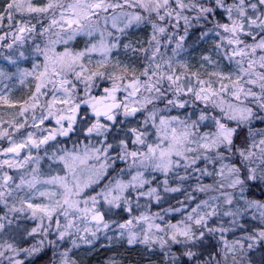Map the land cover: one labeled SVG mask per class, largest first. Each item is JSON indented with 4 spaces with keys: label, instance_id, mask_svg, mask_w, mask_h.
I'll list each match as a JSON object with an SVG mask.
<instances>
[{
    "label": "snow or ice",
    "instance_id": "snow-or-ice-1",
    "mask_svg": "<svg viewBox=\"0 0 264 264\" xmlns=\"http://www.w3.org/2000/svg\"><path fill=\"white\" fill-rule=\"evenodd\" d=\"M100 240L264 264V0H2L0 264Z\"/></svg>",
    "mask_w": 264,
    "mask_h": 264
},
{
    "label": "trees",
    "instance_id": "trees-1",
    "mask_svg": "<svg viewBox=\"0 0 264 264\" xmlns=\"http://www.w3.org/2000/svg\"><path fill=\"white\" fill-rule=\"evenodd\" d=\"M0 3H2V0H0ZM114 251L109 250L107 247L97 246L92 254L82 259L84 264H102L104 259L114 254ZM118 251L122 253L125 264H136L137 261H139V264H142L145 260L144 256L146 253L139 254L136 249L131 251L118 249Z\"/></svg>",
    "mask_w": 264,
    "mask_h": 264
},
{
    "label": "rangeland",
    "instance_id": "rangeland-1",
    "mask_svg": "<svg viewBox=\"0 0 264 264\" xmlns=\"http://www.w3.org/2000/svg\"><path fill=\"white\" fill-rule=\"evenodd\" d=\"M17 18H19V17H17ZM107 244V242L106 241H104V240H100V241H98L97 242V244H96V247L98 246V247H100V246H103V245H106ZM95 247V248H96ZM121 250H125V248H120ZM94 250L95 249H85V250H82L81 251V258H86L88 255H90V254H92L93 252H94ZM146 253V252H145ZM120 256L119 257H117L118 259H123V255H122V253L120 252ZM139 254H143V253H139ZM113 255V254H112ZM111 255V256H112ZM110 257V256H109ZM109 257H107L106 259H104V261H106ZM144 258H145V260L143 261V263L142 264H149V260L150 259H152V260H155V258L154 257H149V254L148 253H146L145 254V256H144ZM104 261L102 262V264H104Z\"/></svg>",
    "mask_w": 264,
    "mask_h": 264
},
{
    "label": "clouds",
    "instance_id": "clouds-1",
    "mask_svg": "<svg viewBox=\"0 0 264 264\" xmlns=\"http://www.w3.org/2000/svg\"><path fill=\"white\" fill-rule=\"evenodd\" d=\"M121 260H122V261L124 262V264H125V261H124L123 259H121ZM138 262H139V261H137L136 264H138ZM153 264H155V261H153Z\"/></svg>",
    "mask_w": 264,
    "mask_h": 264
}]
</instances>
